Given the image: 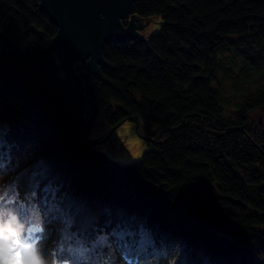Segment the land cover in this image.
I'll return each mask as SVG.
<instances>
[{"label": "trees", "instance_id": "obj_1", "mask_svg": "<svg viewBox=\"0 0 264 264\" xmlns=\"http://www.w3.org/2000/svg\"><path fill=\"white\" fill-rule=\"evenodd\" d=\"M133 8L160 30L111 40L98 72L80 73L109 126L132 117L149 139L120 163L85 141L91 107L65 78L39 0H0V190L46 217L25 237L46 264H264V91L228 114L217 78L220 49L264 43V0Z\"/></svg>", "mask_w": 264, "mask_h": 264}, {"label": "water", "instance_id": "obj_2", "mask_svg": "<svg viewBox=\"0 0 264 264\" xmlns=\"http://www.w3.org/2000/svg\"><path fill=\"white\" fill-rule=\"evenodd\" d=\"M40 10L57 26L52 40V50L80 96L83 105L91 107L86 123L85 141L98 146L111 143V136L125 121H139L127 117L115 125L103 139L91 141L89 134L98 113V106L91 101L80 76L81 72L95 74L103 64V46L111 40L142 39L155 33L159 19L141 20L136 17L133 0H39Z\"/></svg>", "mask_w": 264, "mask_h": 264}, {"label": "rangeland", "instance_id": "obj_3", "mask_svg": "<svg viewBox=\"0 0 264 264\" xmlns=\"http://www.w3.org/2000/svg\"><path fill=\"white\" fill-rule=\"evenodd\" d=\"M160 27L161 25L155 33L160 30ZM217 62V78L223 87L220 95L225 96L220 100V104L225 113L236 112L249 96L264 91V43L246 48L220 49L217 53ZM245 71L253 74L247 76ZM255 116L257 122L264 123V112H257ZM152 128L154 129V125ZM110 129L111 126L107 123L103 113L98 111L89 139L91 141L103 139ZM110 140L111 143L105 142L97 147L111 159L120 163L134 162L149 149V139L143 131L142 124L134 121H125L115 130ZM59 211L55 215L58 219V228L64 226L67 220L65 216L58 215Z\"/></svg>", "mask_w": 264, "mask_h": 264}, {"label": "clouds", "instance_id": "obj_4", "mask_svg": "<svg viewBox=\"0 0 264 264\" xmlns=\"http://www.w3.org/2000/svg\"><path fill=\"white\" fill-rule=\"evenodd\" d=\"M45 222L46 217L40 211L21 212L14 204H9L7 194L0 190V229H3L6 234L11 233L23 238L25 243L36 250L37 254H39V251L25 237L29 228L38 229L36 233H42ZM6 264H13V262H6ZM36 264H46V262L39 259ZM98 264H115V260L111 256L109 258L101 257ZM123 264H134V261L126 258Z\"/></svg>", "mask_w": 264, "mask_h": 264}, {"label": "snow or ice", "instance_id": "obj_5", "mask_svg": "<svg viewBox=\"0 0 264 264\" xmlns=\"http://www.w3.org/2000/svg\"><path fill=\"white\" fill-rule=\"evenodd\" d=\"M33 232L38 229L33 228ZM42 254H37L36 250L24 239L11 233H5L0 229V264L13 262V264H36L42 259Z\"/></svg>", "mask_w": 264, "mask_h": 264}]
</instances>
